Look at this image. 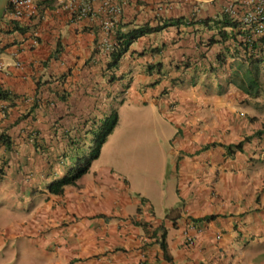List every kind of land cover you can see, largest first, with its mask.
Instances as JSON below:
<instances>
[{"label": "crops", "instance_id": "crops-1", "mask_svg": "<svg viewBox=\"0 0 264 264\" xmlns=\"http://www.w3.org/2000/svg\"><path fill=\"white\" fill-rule=\"evenodd\" d=\"M39 1L45 19L0 34V84L8 93L0 98V135L10 142L0 141V212L10 217L1 231L38 252L39 264H264L261 241L253 240L261 229L255 209L264 206V164L249 161L264 154V135L255 137L264 123V87L253 95L220 86L242 53L232 38L212 39L228 30L217 23L226 0H132L117 17L121 32L200 15L139 37L114 68L97 47L104 1L93 5L98 17L82 20L73 11L89 0ZM127 76L134 79L125 85ZM159 80L165 84L152 97L127 99ZM120 100L131 107L124 119ZM173 101L172 120L182 126H173L169 149L147 164L144 153L137 156L148 149L146 125L159 120L155 108L170 115ZM113 110L118 125L78 186L50 194L47 186L88 155L96 127ZM239 115L248 123L235 121ZM247 136L253 140L242 150L228 151ZM131 173L140 178L136 186ZM157 177L174 193L159 214L151 196ZM209 215L216 218L205 220ZM159 225L167 228L170 260L149 239Z\"/></svg>", "mask_w": 264, "mask_h": 264}, {"label": "trees", "instance_id": "trees-1", "mask_svg": "<svg viewBox=\"0 0 264 264\" xmlns=\"http://www.w3.org/2000/svg\"><path fill=\"white\" fill-rule=\"evenodd\" d=\"M41 4L45 5L43 1H41ZM197 14L200 15V11H198ZM219 19L220 20L217 21V23L221 24L220 28L222 26H231L233 27V31L229 33L221 29L219 32V39H214L213 37L212 39L214 41L224 43L228 38L230 39L232 38L237 41V37L235 34H246V31H242L237 28L239 27V24L237 22H233L232 20H230V17L228 15L221 14ZM195 20H196V15H194L193 13L190 18L179 17L176 19H170L156 26H151L150 24L146 23L138 28L129 29L127 32H121L118 29L115 32V36L117 37V43L115 45L116 47L115 50L110 55L111 58L108 63V68L117 67L122 56L129 50L131 44L134 43L139 37L154 32H161L162 30L166 29L169 25L179 26L181 24H187V23L193 24ZM208 21H211V18L203 19V23H207ZM234 65L236 66L235 67L236 69L230 76L229 82L234 83L235 85L243 88L247 92L253 93V95L261 94L262 83L261 80L259 79L260 77L259 63L257 62L255 63L254 61L247 63L244 60H240L235 62ZM7 95H8L7 91H5L0 84V98H4ZM118 122H119V113L116 110H113L109 116H107L102 122L98 124V128L96 127L95 130L96 133L94 135L95 137L94 145L93 147H91L88 155H83L78 157L73 167L63 177L52 181L47 186V190L50 194L61 195L64 193L65 189L68 186H78V181L80 180V178L89 171L92 162L100 156L103 144L106 142L108 136L113 132L115 127L118 125ZM263 133H264V129L262 131H259L258 135L260 136ZM249 139L250 137L245 138V140H249ZM0 141H2L4 144L10 143L9 139L4 138L3 135H0ZM243 142L244 141L242 140L241 142L235 145H231L229 151H232V148H237L239 150H242ZM232 152H234V150ZM168 216H170V213L166 215V218ZM214 218H216V215H209L205 217V220H211ZM146 226L147 228L145 229L147 231L149 232L152 231L153 225L152 226L146 225ZM154 227L155 229L153 230V234L149 235V239L156 241V243H158L159 246L161 247L164 257L170 260L171 256H169L168 244L166 241L167 228L166 226L164 227V225H159L157 228L156 226Z\"/></svg>", "mask_w": 264, "mask_h": 264}, {"label": "rangeland", "instance_id": "rangeland-1", "mask_svg": "<svg viewBox=\"0 0 264 264\" xmlns=\"http://www.w3.org/2000/svg\"><path fill=\"white\" fill-rule=\"evenodd\" d=\"M8 6V0H0V21L3 20L5 18V9ZM134 79V76H127V80L124 82L125 85H128L132 82V80ZM264 80V77H263ZM164 80H159L157 81L154 85H150V86H142L139 87L137 90H135V92H133V94L129 97H127V99H133L136 98L137 96H150L152 97V95L156 94V91L159 89H162L164 86ZM156 87V89H154ZM216 89L220 91V87H217L215 85L214 89H212L213 91H216ZM115 104H117L118 107H122V103L121 100L115 102ZM122 118L124 119V116H130L132 114L131 112V107L127 106V104L122 107ZM242 108H249L252 112L253 110V103L251 104H245L243 107H241V109L239 110V112H242ZM178 110V106L177 105H172L170 103V115L167 114H158V109L155 108V112L156 114L160 117L159 120L157 119L155 121V123H150L148 125H146V138L148 139V149L146 147L142 148L139 152H138V157L140 155H142V153H144L141 157V159H143L147 164H150L152 162V160H156L157 158H160L159 155V151L161 150L162 152L165 150H168V135H171L172 131H173V126H182V122L179 121H175L172 120L173 113L175 111ZM240 115L237 117V119L235 121H239L240 120V124L241 123H248V119L245 118H241L240 119ZM180 119V117H178ZM245 119L246 122H242V120ZM260 119H264L263 116H260ZM160 149V150H159ZM139 159L137 158V161ZM166 163V162H165ZM133 175L132 181L136 186V183L138 182V180H140V178H137L134 173H131ZM152 174H155V170L152 172ZM5 175V169H0V177H4ZM158 182L157 185L158 187H156L154 189V194L152 196V198L154 199V203L156 205V209L158 210V214L159 212L161 213L162 210L161 208L164 207L167 204H170L173 200H172V193L173 191L171 189H169V187L166 185L165 180L163 182H161V178L157 177ZM161 184V186H160ZM163 187L165 189L166 195H162L159 194L160 192V188ZM139 188V187H138ZM152 190V189H151ZM174 194V193H173ZM10 220V217L5 214L0 212V264H39L40 258L38 256V252H31L29 251L23 244L21 241L18 240H11L8 238L9 235H7L6 230L1 231V229L3 228V224L8 222ZM260 260H257V263L259 264Z\"/></svg>", "mask_w": 264, "mask_h": 264}, {"label": "built area", "instance_id": "built-area-1", "mask_svg": "<svg viewBox=\"0 0 264 264\" xmlns=\"http://www.w3.org/2000/svg\"><path fill=\"white\" fill-rule=\"evenodd\" d=\"M97 1H104L103 11L105 17L102 20V31L104 36L99 39V44L106 53L113 50L111 43L108 41V35L116 27L118 16L124 12V8L132 2V0H89L84 6H79L78 18H93L98 17V12L94 11L93 5ZM7 9V19L21 20L23 18L29 21L40 15V5L35 0H9ZM199 10L194 11L196 19ZM220 13L228 15L230 20L239 24V30H248L253 36L264 35V0H226L220 8ZM220 14V15H221ZM3 22H0V29L4 27ZM108 37V38H107ZM3 69V64L0 62V70Z\"/></svg>", "mask_w": 264, "mask_h": 264}, {"label": "clouds", "instance_id": "clouds-1", "mask_svg": "<svg viewBox=\"0 0 264 264\" xmlns=\"http://www.w3.org/2000/svg\"><path fill=\"white\" fill-rule=\"evenodd\" d=\"M39 5H40V15L37 16L35 19L29 21L28 19L26 18H23L21 20H16V19H7L6 17V13H7V9L9 7V0H8V6L6 7L5 9V18L3 20H1L0 22H3L2 24H4V27H2L0 29V34H2L3 32H6V31H12V30H20L22 28H24L25 26V22L28 21L31 25H33L34 23H36L37 20H43L45 19V11H46V7L44 4H41V1L39 0H35ZM99 1H97L98 3ZM96 5V4H95ZM129 5V4H128ZM77 9V8H76ZM76 9H74V15H76V17L78 18V13H79V9L76 11ZM124 15V12L118 16L119 17H123ZM88 18V17H87ZM87 18H83L81 17L79 20H82V19H87ZM18 23V24H17ZM120 21L118 20V22L116 23V27L114 28V30L112 31V33H110V36L108 35V41L109 43H111L112 47H113V50L109 53H106L102 46L99 44V41L97 43V47L98 49L103 53L105 54L109 61H110V58H111V53L115 50V45L117 43V37L115 36V32L120 29ZM228 27V30L227 32L231 33V31H233V27L231 26H227ZM238 28V27H237ZM235 31V30H234ZM244 31V30H242ZM248 31V30H246ZM236 37H237V41L234 40V42L241 48L242 50V53L239 54L237 57H236V61H240V60H244L245 62L249 63L251 61H254L255 63H259V69H260V77L259 79L261 80V83H262V86L261 87H264V80H263V77H264V35L263 36H253L251 33H248L246 32V34H235ZM104 36V35H103ZM36 42V40H35ZM245 45V46H244ZM247 46V47H246ZM129 51V50H128ZM127 51V52H128ZM126 52V53H127ZM125 53V54H126ZM124 54V55H125ZM123 55V56H124ZM122 56V58H123ZM121 58V59H122ZM219 60L221 61L222 60V56H221V59L219 58ZM235 61V62H236ZM234 62V63H235ZM2 63V62H1ZM109 63V62H108ZM4 70V65H3V69L0 70V71H3ZM232 74H230L231 76ZM230 76L226 79L225 82L221 83L220 86L221 88L227 86V85H235L234 83H231L229 82V78ZM177 83H182V81H176ZM175 84V83H173ZM172 105H176V103L173 101L171 102ZM241 113V116L244 115L245 113L244 112H240ZM264 129V123L262 125V128L260 131H262ZM114 131V130H113ZM259 132V131H258ZM258 132L255 134V137L256 138H260L261 136L264 135V133L262 135H258ZM96 131L93 133V135H95ZM247 137H250V136H247ZM246 138V137H245ZM251 140H253L252 137H250L249 140H243V145L248 143V142H251ZM246 142V143H245ZM235 145V144H234ZM259 146V145H258ZM231 147V145L228 147V151H229V148ZM232 151H233V148H232ZM232 151H229L230 153ZM263 153H264V149L261 150ZM249 161H252L254 164L256 165H263L264 164V154L263 155H258V156H251ZM86 174V173H85ZM2 176L0 177V181L2 180ZM81 179V178H80ZM79 182V181H78ZM4 194V193H3ZM5 203L3 202H0V209L4 206ZM254 210H251L250 212H253ZM255 211L257 213H262V221H260L261 223V229L259 230H256L255 232V235H253V240L257 241V240H260L261 241V247H260V250H261V253L264 255V241H263V237H264V228H263V221H264V206H261L260 208L258 209H255ZM189 240V241H188ZM187 241L188 243L190 244H193L195 243V237L193 235H190V234H187Z\"/></svg>", "mask_w": 264, "mask_h": 264}]
</instances>
